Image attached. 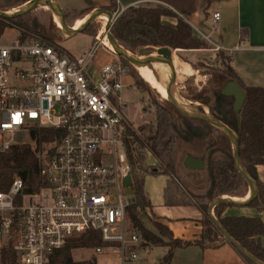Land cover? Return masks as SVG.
Wrapping results in <instances>:
<instances>
[{
    "label": "built area",
    "instance_id": "built-area-1",
    "mask_svg": "<svg viewBox=\"0 0 264 264\" xmlns=\"http://www.w3.org/2000/svg\"><path fill=\"white\" fill-rule=\"evenodd\" d=\"M112 15L113 22L118 13ZM212 19L218 20L219 12ZM5 29L0 31V152L22 144L13 140L17 132L62 131L60 140L45 148L53 150L40 169L47 187L23 195L17 204L20 178L0 191V232H10L14 215L19 216L12 244L18 264H44L69 238L89 230L106 243L93 247L94 255L107 251L121 264L136 258L141 239L126 225L130 201L122 184L131 169L121 99L127 65L107 46L102 26L90 47L76 55L36 38L6 40Z\"/></svg>",
    "mask_w": 264,
    "mask_h": 264
},
{
    "label": "trees",
    "instance_id": "trees-1",
    "mask_svg": "<svg viewBox=\"0 0 264 264\" xmlns=\"http://www.w3.org/2000/svg\"><path fill=\"white\" fill-rule=\"evenodd\" d=\"M11 1H20V5L26 2V0H0V7ZM109 7L104 9L109 10ZM162 17L173 18L175 25L164 24L161 21ZM5 26L13 27L21 38H36L48 44L54 43L50 30L42 29L29 18L28 13L9 19L1 18L0 31ZM88 26L83 32L88 29ZM110 32L128 51L140 48L153 50L167 46L181 50L206 49L213 52L215 57L225 54L221 50H212L204 39L195 38L192 27L181 16L161 5L130 6L122 10L112 22ZM119 58L123 64H128L125 59ZM225 59L226 57L223 61L225 69L223 67L224 70L213 71L217 82V86L213 88V102L209 103V98L200 94L189 93L186 99L191 103L198 102L206 106L208 114L219 119L235 133L240 163L257 187L256 196L247 205L264 211V183L259 182L256 177V166L264 164V87H250L241 84L230 64V58L228 57L229 63ZM225 78L234 79L245 94L244 102L237 114L232 110L233 98L220 93V84ZM163 102L164 105L157 106L152 123L141 125L137 130L128 128L124 137L132 177V195L129 196L130 202L126 208V217L130 222L129 228L139 235L140 245L167 247V251L158 264H170L176 248L189 245H197L200 248L216 247L225 241L207 216V205L217 196L239 197L243 195L245 197L248 186L242 175L234 168L231 142L224 133L204 121L178 115L167 101L163 100ZM196 108L198 112L204 113L201 106ZM61 136V129L33 127L29 131V137L34 145L31 143L13 144L7 150L0 152V191H6L15 177L20 178L23 187L15 198V204H17L23 195L37 193L47 187L48 182L40 175V169L43 160L50 159L53 150L45 151V148L51 143H57ZM181 142L185 145L184 150L190 149L192 144L207 142L206 157L205 160L203 159L206 173L203 197L207 203L199 206L204 214V227L199 239L195 241L175 239L172 243H164V236L168 239L172 238L171 231L167 227L157 225L155 228L158 233H154L143 224L139 217L140 214H144L145 208H148L150 203L143 191L144 177H138L135 169L139 168L141 162L144 161V152H148L158 160V171L153 169L148 173L151 175L164 174L170 179L174 178L177 145ZM186 155L200 157L201 154L193 155L187 151L184 157ZM227 206L230 204L218 203L214 206L213 214L216 220L233 239L264 263V248L259 242V236L264 234L263 222L256 217L223 215V210ZM18 220L19 216L15 214L11 225L12 233L18 229ZM12 244L13 239H8L7 243L0 248V264H18ZM104 245L106 243L101 240L99 232L89 230L69 238L63 247L47 256L44 264H96V259L93 257L74 260L72 252L79 248ZM243 259L248 264H253L245 257Z\"/></svg>",
    "mask_w": 264,
    "mask_h": 264
},
{
    "label": "crops",
    "instance_id": "crops-1",
    "mask_svg": "<svg viewBox=\"0 0 264 264\" xmlns=\"http://www.w3.org/2000/svg\"><path fill=\"white\" fill-rule=\"evenodd\" d=\"M25 1V0H21ZM31 0H26L25 3ZM62 10L78 13V19L70 26L74 28L89 12L98 8L108 7L115 3L117 10L122 11L130 6H155L161 5L181 16L193 30L195 38L205 39L209 44H216L230 58V64L241 84L250 87H264V0H57ZM24 3V4H25ZM21 4L20 6H22ZM18 6V7H20ZM91 9V10H90ZM219 12V19L214 21L212 13ZM164 24L174 26L175 20L162 17ZM14 35L18 32L5 26ZM90 37V43L93 39ZM207 37V39L205 38ZM60 43L59 46L66 53H70ZM106 55L101 56L104 62ZM148 175V174H146ZM164 175V174H162ZM146 176H144L145 178ZM256 177L264 183V164L256 166ZM160 187L143 191L152 208L164 217V223L171 231L174 238L189 240L200 233L198 224L203 212L196 205H187L173 200L172 204L166 203L170 177L163 176ZM172 194V193H171ZM228 196V195H222ZM231 197V196H229ZM173 198V197H172ZM232 199L238 197H231ZM242 201L245 197H239ZM182 200V199H181ZM170 209L181 210L183 213L170 215ZM169 210V211H170ZM223 215L245 216L259 218L264 224V211H259L249 205H230L223 210ZM259 242L264 248V234L259 236ZM147 247V246H144ZM178 259L181 261L178 262ZM170 264H248L246 260L230 245L222 241L216 247L200 248L189 245L174 250Z\"/></svg>",
    "mask_w": 264,
    "mask_h": 264
},
{
    "label": "rangeland",
    "instance_id": "rangeland-1",
    "mask_svg": "<svg viewBox=\"0 0 264 264\" xmlns=\"http://www.w3.org/2000/svg\"><path fill=\"white\" fill-rule=\"evenodd\" d=\"M20 6V1H11L3 4L0 7V11H13ZM110 12H117L118 14L121 12L117 10L116 5L112 2L109 5ZM108 10V11H109ZM63 15L65 14V21L67 25L72 26L76 20L79 18L78 13H70L62 10ZM29 18L34 20L42 29L50 30L52 33V39L54 43H60L65 49L70 51L72 54H80L85 52L90 47V37L95 36L97 31L101 27L102 19L93 20L88 29L85 32H78L75 35L67 36L60 27V20L58 23L55 21L54 12L44 4L37 6L35 9L28 13ZM16 33V32H14ZM14 33H11L10 30H6L4 34V39L11 37ZM7 40V39H6ZM58 44V45H60ZM172 49V48H171ZM126 50V49H125ZM128 51V50H126ZM153 52L155 49L152 50ZM130 54L134 55L136 58L140 59V55H138V49L134 51H128ZM172 52L178 58V61L181 64H188L193 70V74L184 79V81H178L175 79L173 83L175 87V91L178 95L183 97L181 93H189L191 94H200L202 96H206L209 98L208 102L211 103L214 100L213 88L217 86V82L213 76V71H220L223 69L225 60L228 62V55L224 54L220 57L214 56L209 50L200 49V50H181V49H172ZM118 57V56H117ZM119 58V57H118ZM128 74L129 76L124 77L123 82L126 83L125 88L121 91V99L125 103L123 107V114L126 121L129 124V129L137 130V128L141 125H148L152 123L154 120V116L157 110V106L164 105L163 99L159 96V94L155 91L154 88L156 86L149 84L139 73L137 67L127 64ZM225 69V67H224ZM223 69V70H224ZM162 77V76H161ZM165 84L167 83V77H165ZM173 87V86H172ZM161 93H164V90L159 87ZM189 104L191 110L198 112L196 107H202L204 114H208V110L206 106L195 102H189L186 97H183ZM200 113V112H199ZM13 140L21 143H31L30 137L26 131L17 132L13 136ZM207 146V142L201 144H192L191 148L188 150L185 149V145L181 142L177 145V153L175 156V168H174V178H172L168 185V196L166 198V203L172 204L175 199L176 202L183 201L184 198L187 199L185 202L187 205H196L200 206L201 204L207 203L206 199L203 197L204 195V187L206 186V173L204 167L200 170L198 169H188L183 165L184 153L189 151L193 155L201 154L205 160V147ZM176 149V148H175ZM203 154V155H202ZM144 161L141 162L139 168L135 169V174L138 177H144V186L147 189H152L153 187H160V184L163 182L164 178L162 174L151 175L150 172L153 169L157 170L158 160L153 158L148 152H144ZM215 157H217L215 155ZM149 172V173H148ZM157 173V172H156ZM148 174V175H146ZM172 193V194H171ZM248 194V188H247ZM173 197V198H172ZM239 197H243L239 196ZM238 197V198H239ZM182 199V200H181ZM130 200V198H129ZM170 209L166 208V211L170 213L171 216L173 214L183 213L181 210H173L171 212ZM143 222V224L153 231L154 233H158L155 226L159 225L161 227H167L164 223V217L158 213L157 210L152 208L150 205L148 208H145L144 214H140L139 216ZM203 221L204 214H202L199 219L200 233L193 239L183 240L180 238H174L172 235L171 239L167 237H163L164 243H172L175 239H180L182 241H195L199 239L201 231L203 229ZM129 220L126 217V225L129 227ZM14 233L11 231L0 232V242L4 246L8 239H13ZM93 247L88 248H79L75 249L72 252V258L74 260H81L86 258H95L96 264H121L120 260L107 251H103L102 254L94 255ZM167 251V247L161 246H147L144 247L141 245L136 251V258L132 260H125L123 264H158L159 260ZM181 259H178V262Z\"/></svg>",
    "mask_w": 264,
    "mask_h": 264
},
{
    "label": "water",
    "instance_id": "water-1",
    "mask_svg": "<svg viewBox=\"0 0 264 264\" xmlns=\"http://www.w3.org/2000/svg\"><path fill=\"white\" fill-rule=\"evenodd\" d=\"M58 8V14L60 16V27L63 30V32L67 36H72L75 35L78 32H83V30L93 21L95 20L101 13H105L107 15L108 21L105 25V30H106V36L108 39V42L112 46V49L114 53L118 57H122L125 59L128 63L135 67H145L150 71V74L152 76V79L156 85L155 91L159 94V96L167 101L175 110V112L188 119H194V120H199V121H204L214 128L218 129L222 133H224L228 139L231 142V147H232V160H233V165L234 168L237 170L238 173L242 175V177L245 179L247 182L248 186V196L242 200V201H236L232 199L229 196H217L214 199H212L206 209L207 216L212 220L214 223L215 227L218 229V231L221 233L223 239L230 243L243 257L248 259L250 262L253 264H264L262 261L258 260L255 256H253L249 251H247L240 243H238L235 239H233L220 225V223L216 220L214 214H213V208L215 205L218 203H227L230 205H247L255 196L257 193V187L254 182V180L247 174V172L243 169L239 157H238V141L235 133L228 128L224 123H222L219 119L215 118L214 116L210 114H204V113H199L191 109H187L183 106H181L174 98L172 91L170 87L173 85L175 82V75L170 67V55L172 53V49L167 47V46H162L158 47L155 49L153 52L150 49H145V48H140L138 49V55L140 56H147V60L139 59L136 58L134 55L130 54L128 51H126L119 43L118 41L112 36L110 32V27L112 25V12L104 9V8H98L94 9L88 14H90L89 18L87 21L83 24L77 27L75 30H71L70 26L67 25L62 9L58 4L57 0H53ZM31 3L18 10V11H0V18L2 19H9L12 17L20 16L29 13L33 9H35L37 6L44 4V0H31ZM153 54H156L155 57ZM159 59L162 66L166 69H168L171 73V78L169 81V84L166 89V95L163 96L159 87H158V81L156 78V74L154 70L152 69L150 63L151 61ZM171 85V86H170ZM220 93L224 96H231L233 98L232 101V110L234 111L235 114L238 113L239 109L241 108L244 99H245V94L243 90L240 88L238 83L231 78H225L221 84H220ZM183 97H186V93H181ZM183 165L188 168V169H202L204 167V160L202 157H192L190 155H186L183 159ZM123 186L125 187L124 193L127 196L132 195V177L131 173H128L126 177L123 179L122 182Z\"/></svg>",
    "mask_w": 264,
    "mask_h": 264
},
{
    "label": "bare ground",
    "instance_id": "bare-ground-1",
    "mask_svg": "<svg viewBox=\"0 0 264 264\" xmlns=\"http://www.w3.org/2000/svg\"><path fill=\"white\" fill-rule=\"evenodd\" d=\"M31 2H27L25 4H23L22 6L18 7L17 9L13 10V11H18L26 6H28ZM44 5H47L55 14V21L58 23V20H60V16L58 14V8L55 4V2L53 0H44ZM11 12V11H9ZM90 14H87L85 17L82 18V20L74 27V28H70L71 30H75L77 27H79L80 25H83L87 19L89 18ZM97 19H102L101 21V26L105 27L108 18L107 15L105 13H101ZM107 46L112 49V46L110 45V43L106 40ZM113 50V49H112ZM156 54H153V56L155 57ZM140 59L143 60H147V56H140ZM152 69L154 70L155 74H156V78L158 81V87H161L164 90V93H162L163 96L166 95V89L167 86L169 84L170 78H171V73L168 69L164 68L160 62L159 59L151 61L150 63ZM170 67L175 75V79L178 81H184V79H186L187 77H189L190 75H192L194 72L191 69V67L188 64H181L178 61L177 56L175 55L174 52L171 53L170 55ZM140 75L149 83L152 84L154 86L155 83L152 79V76L150 74V71L148 69H146L145 67H138L137 68ZM162 76V77H161ZM165 77H167V83L165 84ZM171 86V85H170ZM173 86V87H172ZM170 87L171 91H175V87L174 85H172ZM175 100L183 107L190 109L188 102L181 97L180 95H178L176 92L172 93ZM248 196V194L245 196V198ZM236 200H239L238 198H234Z\"/></svg>",
    "mask_w": 264,
    "mask_h": 264
}]
</instances>
